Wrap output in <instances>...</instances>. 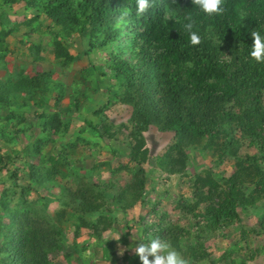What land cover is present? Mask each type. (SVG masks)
Here are the masks:
<instances>
[{
	"label": "trees",
	"instance_id": "obj_1",
	"mask_svg": "<svg viewBox=\"0 0 264 264\" xmlns=\"http://www.w3.org/2000/svg\"><path fill=\"white\" fill-rule=\"evenodd\" d=\"M150 3L138 16L136 0H0V264H58L59 255L66 264H141L127 211L153 202L157 220L139 217L137 244L160 237L188 264H246L264 251L246 245L264 234V63L250 55L251 32L264 36V0H224L221 15L192 0ZM125 7L131 15L116 28ZM165 8L176 16L165 18ZM188 15L198 45L184 28ZM124 107L127 120L115 122L108 110ZM150 126L173 132L161 153L146 144ZM94 140L127 158L107 161L110 177L97 181L89 179L97 164L70 159ZM190 151L233 165L221 178L211 166L195 173L192 199L175 201L193 236L146 198L158 182L144 166L184 174ZM251 208L256 227L243 225ZM119 222L126 230L108 237ZM237 222L239 238L216 255L207 242Z\"/></svg>",
	"mask_w": 264,
	"mask_h": 264
},
{
	"label": "rangeland",
	"instance_id": "obj_2",
	"mask_svg": "<svg viewBox=\"0 0 264 264\" xmlns=\"http://www.w3.org/2000/svg\"><path fill=\"white\" fill-rule=\"evenodd\" d=\"M9 41L11 43H15V40L17 39V36H9ZM13 58H9V60H12ZM4 73V71L0 70V74ZM108 114L115 122H122L126 121L129 116V107H124L122 111H119L118 109L115 110L114 108H110L108 110ZM167 131V132H158V129L154 126H150L148 130L144 133L146 138V144L150 149L151 154H158L161 153L165 147L169 144V142L172 139L173 132ZM96 141V142H95ZM93 142V141H92ZM113 145H118L119 143L112 141ZM80 146L77 147V150L73 156H71V161L74 163L75 166L79 165L82 168L90 167L91 165H98V168L95 170L94 174H90L93 178H89L90 180H99L98 177L101 179H106L110 177V174H108L107 165L105 164L107 161H110L112 165H117L118 163L125 162L127 160L126 157H114L112 153L110 152L109 146L103 141L100 140H94V142L90 145L88 143H82L80 142ZM17 147H20L17 145ZM198 152V151H197ZM196 151H190L189 152V158L187 162L186 172L184 174H178V175H162L159 171V169H156L153 165L149 166V163H145L144 166L149 168L151 167V173L153 175V179L155 182H158L157 190L156 192H153L151 190H148L146 198L153 202L157 201L156 208L161 210H167L168 211V219L178 221L180 225L184 226L185 228L189 229V233L191 236L194 235L196 228V225L193 223L192 226H190V223L188 222V219L181 214L180 210H178L175 205V201L179 200L181 197H186L189 199H192V192H193V186L191 183V179L195 173L201 172L205 170L207 167L211 166L212 170L219 174V178H221V174L224 173L225 175L230 174L233 171V165L231 161L225 162L223 165H217L211 162L209 156H203L199 152ZM86 161V162H84ZM84 163V164H83ZM120 176L121 181L123 182L126 178L125 176L121 174H116V177ZM152 183H148L147 187H150ZM251 189V187L249 188ZM154 203V202H153ZM153 203H147L144 206L140 204H136L133 208L127 211V218L130 217L133 220H130V232L132 234L133 240H130V244H133L134 247L137 246V239L139 234V224L143 221H139V217L143 216L144 222L146 224H149L151 222H154L157 220V215L155 213L151 212V207ZM57 206V203L52 204V206L49 208V210H52ZM116 216L119 221L123 218V212L118 208L116 209L113 214ZM243 225L248 227H256L257 226V220H256V212L250 209L249 213H241ZM198 221L201 220V218L197 219ZM117 226L114 227V229L111 232H106L107 236L110 238H117L118 233L123 232L126 230V227L122 222H119L116 224ZM241 227V224L239 222L235 223L230 228L226 229L225 235H217L215 239H211L207 242L208 246L212 251L219 255L222 251V247L227 248L232 243L237 241L239 238V228ZM121 234V233H120ZM141 234V233H140ZM70 235V234H69ZM71 236V235H70ZM88 237L87 230L82 229L78 234V240L81 242L84 239ZM190 238V236H188ZM187 241V238L184 237L181 240V245H185ZM118 248L120 249L125 248L124 245L117 243ZM239 245L245 246V243L243 240H241V243ZM247 247L254 250L256 248H263L264 247V234L259 235V237H256L255 235L251 236V239H248V243L246 244ZM87 255H89V250L86 251ZM91 253V252H90ZM243 252L238 251V255L241 257L243 256ZM97 256L100 255V248H97L96 251ZM62 256H57L55 261L59 259L58 264H66L65 260L61 258ZM3 259L0 255V261ZM124 262V259H121L117 264H121ZM71 263L77 264L75 260H71ZM96 264H105L106 262L103 260H97L95 262ZM203 264V263H202ZM207 264V263H205ZM226 264V263H222ZM246 264H264V251L256 253L251 260H248Z\"/></svg>",
	"mask_w": 264,
	"mask_h": 264
},
{
	"label": "clouds",
	"instance_id": "obj_3",
	"mask_svg": "<svg viewBox=\"0 0 264 264\" xmlns=\"http://www.w3.org/2000/svg\"><path fill=\"white\" fill-rule=\"evenodd\" d=\"M195 6H198L204 13L208 15H221L225 11L224 0H192ZM150 0H136V14L138 16L145 14L152 7ZM131 15V9L125 7L116 19V28L127 22V18ZM174 9L165 8V18L175 17ZM188 21L184 24L185 30L190 33V41L192 45L201 43V37L196 31H193L195 21L191 15L185 17ZM253 38V46L251 47V57L257 62L264 63V36L257 30L251 32ZM115 239V238H113ZM126 249L120 248L118 254L123 256ZM135 254L139 257L141 264H188L181 254L173 249L171 245L160 237L151 238L144 242L141 240L134 248Z\"/></svg>",
	"mask_w": 264,
	"mask_h": 264
}]
</instances>
